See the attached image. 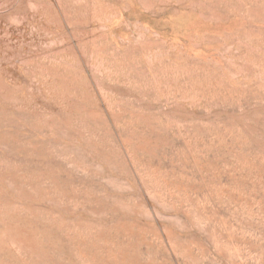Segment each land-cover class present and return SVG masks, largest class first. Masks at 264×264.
Listing matches in <instances>:
<instances>
[{
  "label": "rangeland",
  "instance_id": "1",
  "mask_svg": "<svg viewBox=\"0 0 264 264\" xmlns=\"http://www.w3.org/2000/svg\"><path fill=\"white\" fill-rule=\"evenodd\" d=\"M0 264H264V0H0Z\"/></svg>",
  "mask_w": 264,
  "mask_h": 264
}]
</instances>
